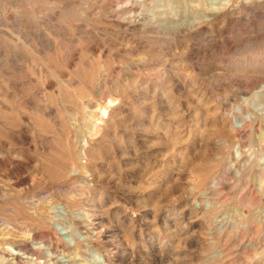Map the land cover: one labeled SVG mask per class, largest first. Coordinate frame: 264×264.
Wrapping results in <instances>:
<instances>
[{
    "label": "rangeland",
    "instance_id": "1",
    "mask_svg": "<svg viewBox=\"0 0 264 264\" xmlns=\"http://www.w3.org/2000/svg\"><path fill=\"white\" fill-rule=\"evenodd\" d=\"M0 264H264V0H0Z\"/></svg>",
    "mask_w": 264,
    "mask_h": 264
},
{
    "label": "bare ground",
    "instance_id": "2",
    "mask_svg": "<svg viewBox=\"0 0 264 264\" xmlns=\"http://www.w3.org/2000/svg\"><path fill=\"white\" fill-rule=\"evenodd\" d=\"M102 113H104V110L102 111ZM5 223V222H4ZM10 240H12V239H10ZM25 242V241H24ZM10 243L13 245V246H15V247H21V248H23V245H24V243L22 242V240H12V241H10ZM47 244H48V246L49 247H52V248H56L57 249V247L59 246L60 247V245H59V241H53L52 239H50V240H48V242H47ZM26 245V244H25ZM66 247V246H65ZM67 248H68V246H67ZM66 248V249H67ZM25 249V248H24ZM69 254V253H68Z\"/></svg>",
    "mask_w": 264,
    "mask_h": 264
}]
</instances>
